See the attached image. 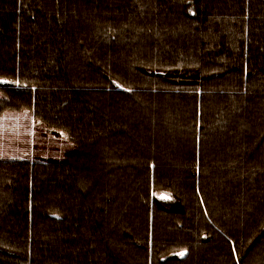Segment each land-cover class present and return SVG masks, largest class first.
Here are the masks:
<instances>
[{
    "label": "trees",
    "instance_id": "trees-1",
    "mask_svg": "<svg viewBox=\"0 0 264 264\" xmlns=\"http://www.w3.org/2000/svg\"><path fill=\"white\" fill-rule=\"evenodd\" d=\"M22 110L73 149L0 160V264H264V0H0Z\"/></svg>",
    "mask_w": 264,
    "mask_h": 264
},
{
    "label": "rangeland",
    "instance_id": "rangeland-1",
    "mask_svg": "<svg viewBox=\"0 0 264 264\" xmlns=\"http://www.w3.org/2000/svg\"><path fill=\"white\" fill-rule=\"evenodd\" d=\"M73 144L63 132H50L26 110L0 114V160L62 162Z\"/></svg>",
    "mask_w": 264,
    "mask_h": 264
},
{
    "label": "snow or ice",
    "instance_id": "snow-or-ice-1",
    "mask_svg": "<svg viewBox=\"0 0 264 264\" xmlns=\"http://www.w3.org/2000/svg\"><path fill=\"white\" fill-rule=\"evenodd\" d=\"M161 198H167V197L162 196ZM180 255H183V253H180Z\"/></svg>",
    "mask_w": 264,
    "mask_h": 264
}]
</instances>
